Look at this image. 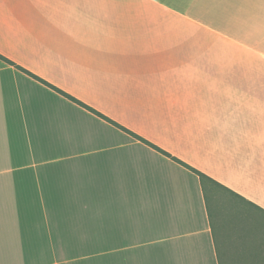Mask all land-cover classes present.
I'll list each match as a JSON object with an SVG mask.
<instances>
[{
	"label": "crops",
	"instance_id": "0c3cea01",
	"mask_svg": "<svg viewBox=\"0 0 264 264\" xmlns=\"http://www.w3.org/2000/svg\"><path fill=\"white\" fill-rule=\"evenodd\" d=\"M0 54L264 209V0H0ZM218 252L198 175L0 59V264Z\"/></svg>",
	"mask_w": 264,
	"mask_h": 264
},
{
	"label": "trees",
	"instance_id": "16d2710c",
	"mask_svg": "<svg viewBox=\"0 0 264 264\" xmlns=\"http://www.w3.org/2000/svg\"><path fill=\"white\" fill-rule=\"evenodd\" d=\"M0 59L6 61L7 63L16 66L23 72L27 73L28 75L32 76L33 78L37 79L38 81L42 82L43 84L49 86L53 90L57 91L58 93L62 94L66 98L70 99L71 101L79 104L80 106L88 109L92 113L98 115L99 117L105 119L106 121L112 123L116 127L120 128L121 130L129 133L133 137L141 140L145 144L149 145L153 149L157 150L158 152L162 153L163 155L171 158L175 162L181 164L182 166L186 167L196 175H198L201 183V187L204 193V197L207 204L208 209V216L210 225L212 228L213 236L215 239V243L217 245V252L218 248L220 251L218 252V256L220 259L221 264H223L224 259L221 257L224 254V249L226 248L227 242L224 240L225 237H228V232H236L239 233L243 228V225L248 224L252 221L254 224L251 225V228L254 229L256 227L257 222L260 220L259 218L255 217V213L264 214V209L258 206L257 204L247 200L242 195L236 193L235 191L231 190L230 188L224 186L223 184L219 183L217 180L213 179L203 171L195 168L194 166L190 165L189 163L183 161L182 159L172 155L167 150L161 148L160 146L152 143L151 141L141 137L140 135L134 133L133 131L125 128L124 126L120 125L119 123L113 121L109 117L105 116L95 108L87 105L86 103L82 102L78 98L72 96L71 94L61 90L57 86L51 84L47 80L41 78L40 76L33 74L26 68L16 64L12 60L6 58L5 56L0 54ZM259 224V223H258ZM249 225V224H248ZM222 252V254H221Z\"/></svg>",
	"mask_w": 264,
	"mask_h": 264
},
{
	"label": "rangeland",
	"instance_id": "374dc122",
	"mask_svg": "<svg viewBox=\"0 0 264 264\" xmlns=\"http://www.w3.org/2000/svg\"><path fill=\"white\" fill-rule=\"evenodd\" d=\"M252 221L243 225L239 233L228 232V237L224 238L228 242L225 247L230 249V257L234 255L230 258L231 262L224 255L223 264H264V219H260L254 229L251 228ZM248 235L250 239H247Z\"/></svg>",
	"mask_w": 264,
	"mask_h": 264
}]
</instances>
